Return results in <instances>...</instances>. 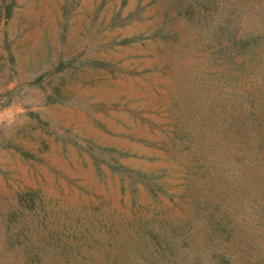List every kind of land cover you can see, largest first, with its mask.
I'll use <instances>...</instances> for the list:
<instances>
[{
  "label": "rangeland",
  "instance_id": "1",
  "mask_svg": "<svg viewBox=\"0 0 264 264\" xmlns=\"http://www.w3.org/2000/svg\"><path fill=\"white\" fill-rule=\"evenodd\" d=\"M215 2L0 0V264H264V58Z\"/></svg>",
  "mask_w": 264,
  "mask_h": 264
},
{
  "label": "trees",
  "instance_id": "2",
  "mask_svg": "<svg viewBox=\"0 0 264 264\" xmlns=\"http://www.w3.org/2000/svg\"><path fill=\"white\" fill-rule=\"evenodd\" d=\"M244 5V27H241L238 20H235L234 17H232V19L228 13L224 12V8L226 7L223 0H216L214 8H220L223 12H219L215 16V24L218 25V28L215 32L216 45L214 47H216L217 50H226L229 54L238 53L242 50L245 52L257 49L259 51V59L261 60V58H264V0H244ZM225 16L229 22L225 20ZM222 20L223 24L220 23ZM210 154L211 157H209V160L216 168L222 169L226 163L228 164L230 160L229 157L233 153L230 150H228L227 153L222 151L219 152L215 148H212ZM250 160L251 159L246 156L244 152V170L246 167L253 166ZM229 167L233 174L238 175L239 172L236 169V163L229 165ZM145 184H148V182ZM149 188L153 194H155L156 189L162 190L157 181H152ZM234 216H236V213ZM230 220L232 226L229 230L231 234L232 229L237 226L238 222L235 218H231ZM246 221L247 214L244 205V233L246 231ZM225 254V249L217 250L216 255L219 259L216 264H220L222 260L229 262L234 259L233 257L225 258Z\"/></svg>",
  "mask_w": 264,
  "mask_h": 264
}]
</instances>
